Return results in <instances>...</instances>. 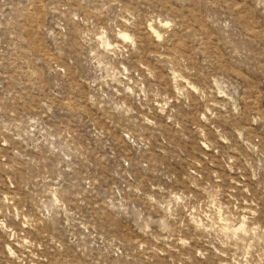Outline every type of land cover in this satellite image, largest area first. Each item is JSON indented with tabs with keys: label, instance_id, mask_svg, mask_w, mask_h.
I'll return each instance as SVG.
<instances>
[{
	"label": "rangeland",
	"instance_id": "1",
	"mask_svg": "<svg viewBox=\"0 0 264 264\" xmlns=\"http://www.w3.org/2000/svg\"><path fill=\"white\" fill-rule=\"evenodd\" d=\"M0 264H264V0H0Z\"/></svg>",
	"mask_w": 264,
	"mask_h": 264
}]
</instances>
